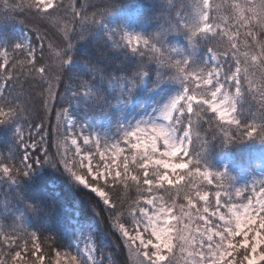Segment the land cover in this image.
Segmentation results:
<instances>
[{
    "label": "snow or ice",
    "instance_id": "1",
    "mask_svg": "<svg viewBox=\"0 0 264 264\" xmlns=\"http://www.w3.org/2000/svg\"><path fill=\"white\" fill-rule=\"evenodd\" d=\"M0 184V264H264V0H0Z\"/></svg>",
    "mask_w": 264,
    "mask_h": 264
},
{
    "label": "trees",
    "instance_id": "2",
    "mask_svg": "<svg viewBox=\"0 0 264 264\" xmlns=\"http://www.w3.org/2000/svg\"><path fill=\"white\" fill-rule=\"evenodd\" d=\"M93 2H100V0H93ZM148 0H117V3L121 6H128L132 7L138 5L140 3H147ZM19 26H17V29ZM23 91L25 96L28 94L36 96L35 90L30 86L29 83H24ZM61 91H63V86L61 87ZM59 105H57L58 107ZM56 118H55V109L53 110L51 117L45 120V127L49 128L50 126L55 125ZM259 145V142H257ZM49 183L52 187L56 189L58 194L64 200V208L61 210V215L65 217V221L70 219L73 215H82L81 218L86 216H90V210L88 207V199L90 194H83L79 192H74L71 187H69L63 180V177L60 176L59 173H52L49 174ZM5 193H7V199L15 203V192H9L6 185H4ZM93 199V203L95 199ZM106 215V213H105ZM102 232L105 234L104 236V243L102 245L106 249L108 253H110L114 259L112 264H125L126 254L122 250L121 247L118 245L120 241L117 239L115 235H113L107 225V222L104 221L101 225ZM48 235V233H42L41 236V243H42V251H47V243L44 242L43 236ZM61 244L65 243L63 240L60 241ZM108 263V259L105 258L104 264ZM45 264H48V259L46 257Z\"/></svg>",
    "mask_w": 264,
    "mask_h": 264
},
{
    "label": "rangeland",
    "instance_id": "3",
    "mask_svg": "<svg viewBox=\"0 0 264 264\" xmlns=\"http://www.w3.org/2000/svg\"><path fill=\"white\" fill-rule=\"evenodd\" d=\"M5 189H4V185L0 184V201H3L5 198H7V196H5ZM104 236L105 234L103 233L100 236V239L98 240V247L100 249V251L97 253L98 258L102 259L103 261L106 259H108V263L107 264H112V262L114 261L112 255L110 253H108L106 251V249L104 248V246L102 245V243H104Z\"/></svg>",
    "mask_w": 264,
    "mask_h": 264
}]
</instances>
